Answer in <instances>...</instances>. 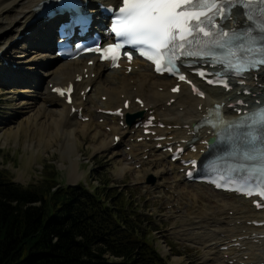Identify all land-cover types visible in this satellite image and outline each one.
<instances>
[{"label":"bare ground","instance_id":"6f19581e","mask_svg":"<svg viewBox=\"0 0 264 264\" xmlns=\"http://www.w3.org/2000/svg\"><path fill=\"white\" fill-rule=\"evenodd\" d=\"M40 1L0 0V30L9 32L1 37L4 43L0 47V59L9 64L0 68V83L3 84L2 86H10L27 80L34 84L33 87L21 88L27 99L26 104H29V116L23 124L26 127L36 125L39 135L52 133L51 138L54 137L55 140H59V137L63 138L60 146L73 158L70 163V170L74 168V171H70L71 182L77 180L78 163L75 159L78 154L75 149L77 134L85 135L92 132L94 140L98 138L101 140L99 151L116 155L118 153L119 157L126 158L123 166L118 169L119 176L126 168L130 170L132 166L140 165V168H143L144 165H149L142 160L144 156L156 158L151 162L153 167L160 168V173L163 169L166 174L172 175L174 180L170 189L173 192L179 189L176 193L179 201L177 200L173 205L174 209L182 215L194 210V214H197L198 221L195 220L197 223L206 216L207 211H211L213 216L219 214L218 217L207 218L204 227H200L199 224L187 226L178 235L183 242L203 251L205 259L203 264H264V249L261 248L263 241L258 239V236L264 234V229L253 226L254 222H264V212L255 211L249 201L235 195L216 192L202 184L194 185L199 191L205 190L217 200L209 201L211 199L209 196L202 195V192L198 191L200 196L205 197L203 200L207 199L208 202L194 196L191 198L195 201L192 202L194 206L185 204V209L182 210L181 204L185 198L180 190V182L188 183L183 175L181 178L177 176L181 168L178 161L170 162L171 155L167 151L157 149L159 145L173 150L176 147H184V159L201 157L206 152V142L211 134L206 129L195 131L193 125L205 116L208 107L214 102L213 98L218 104L224 103L226 113L234 117L238 116V110H246L248 107L245 105L249 102L252 106L263 103L264 69L247 76L243 80V86L232 84L233 90L230 92L199 84L205 93L204 99L198 98L185 85H180L178 94H170V89L176 84L164 76L154 75L149 66L137 61H133L130 65L123 64L121 71H113L108 64H99L91 58L88 60L93 62L92 66H87L86 58L71 62L62 61L44 70L46 79L42 81L24 72L22 66L18 64L21 58L12 59L8 55V51L15 49L16 45L26 44L35 50L33 69H43L42 66L47 64L46 62L57 61L53 60L54 55L50 53L52 37L49 28L56 22L39 20L29 25V22L35 18L33 9ZM116 1L100 0V3L110 6ZM92 2L96 4L99 1L92 0ZM3 12L5 17L2 16ZM233 21L240 27L243 18L238 16ZM97 23L101 22L96 21L95 24ZM229 26L233 27V24L230 23ZM26 32H29V35L25 36ZM19 37L21 38L18 39ZM128 66L131 67L129 74L126 73ZM198 67H203L202 62H198ZM78 79L81 81L78 82ZM68 84H73L75 87L71 105L65 104L64 99L51 93L52 89ZM88 88L90 90L86 93ZM245 92H248V95L244 94ZM136 100H141L142 105L136 103ZM125 101H128L127 109H123ZM238 101L243 103L237 104ZM231 105L233 106L229 108ZM118 108L123 109L122 118L105 117L103 114L105 111H114ZM72 109H75L73 114H71ZM133 113L136 114L134 124L127 125L125 118ZM149 117L155 118L156 127L150 128L154 135L143 133L145 130L143 124ZM82 118L88 120L82 122L80 120ZM120 122H123L122 127L119 126ZM136 123L138 126H135ZM159 124L164 126L163 129L157 127ZM41 137L38 140L43 141ZM115 137H120V141L116 144H114ZM161 138L164 140L159 141ZM194 139L197 140L193 145L195 149L193 151L186 144ZM122 144L124 145L121 148ZM125 148H128V151H125ZM164 163L168 168H165ZM155 176H158V173H155ZM200 201L203 207L198 211L197 206Z\"/></svg>","mask_w":264,"mask_h":264},{"label":"snow or ice","instance_id":"6c2138e0","mask_svg":"<svg viewBox=\"0 0 264 264\" xmlns=\"http://www.w3.org/2000/svg\"><path fill=\"white\" fill-rule=\"evenodd\" d=\"M237 7L243 10V25L225 30L223 22ZM108 11L113 13L110 32L116 43L93 50L114 65L121 49L129 46L151 61L158 73L169 72L185 81L177 61L181 57L199 58L212 66L223 65V71L212 73L215 79L207 82L221 83L225 88L228 84L222 77L240 76L264 66V0H122L118 10ZM79 22L86 23L84 18ZM125 55L131 59V55ZM197 74L202 78L206 75L203 71ZM193 90L203 96L195 87ZM220 107L210 110L205 122L214 128L224 126L217 135L232 147L234 163L212 182L264 199V107L236 121H225Z\"/></svg>","mask_w":264,"mask_h":264},{"label":"rangeland","instance_id":"374dc122","mask_svg":"<svg viewBox=\"0 0 264 264\" xmlns=\"http://www.w3.org/2000/svg\"><path fill=\"white\" fill-rule=\"evenodd\" d=\"M2 14L3 17L6 16L4 12ZM0 33L1 47L4 43L2 35L9 34V32L0 30ZM16 48L10 49L8 55L12 59L21 58L18 64L22 66L24 72L30 73L42 81L46 79L44 70L62 62H46L47 64L42 66L43 69H33L32 64L35 60L33 52L35 50L26 44L16 45ZM3 64L7 66L9 63H4L0 59V68L4 66ZM2 85L0 83V170L6 171L13 182L24 187L31 183H37L45 175L44 166L51 165L57 173V184L62 188L83 185L90 189L93 186L107 185L113 191L123 194L126 201L133 204V210L142 216L143 225L141 227L146 226L152 230L148 242L152 249L163 258L165 264H203L205 260L203 251L183 242L178 235L187 226L199 224L200 227H204L203 224L207 218L218 217L219 214L213 216L211 211H207L205 216L202 213L205 217L201 219L200 223H197V214H194V210H189L182 215L174 209L173 205L178 200L176 193L179 189L173 192L170 189L174 180L173 176L166 174L163 169L160 173V168L153 167L151 162L156 158L144 156L142 160L149 165L146 164L143 168H140V165L132 166L130 170L126 168L127 171L125 170L119 176L118 169L123 166V161L126 158L119 157L118 153L116 155L99 151L101 140L99 138L94 140L92 132L85 135L77 134L75 149L78 154L75 159L78 163V172L77 180L71 182L70 171H74V168L72 167L70 170V163L73 158L60 146L63 138L59 137V140H55L54 137L51 138L52 133L39 135L36 125L35 127L24 125L29 116V104H26L27 99L21 88L33 87L34 84L26 80L10 86ZM119 126L121 125L119 124ZM17 130L18 132H16ZM14 132L16 133L14 134ZM40 137L43 141L38 140ZM125 149L128 151V148ZM163 165L168 168L166 163ZM155 173H158V176H155ZM177 176L182 177L180 173ZM180 190L185 198L181 204L182 210L185 209V204L190 207L194 206L192 202L195 201L191 199L194 196L203 200L205 197L202 195L204 194L211 198L209 201L217 200L202 189H200L202 192L200 196L201 192L194 184L180 182ZM227 200L229 199L227 198ZM203 201L208 202L207 199ZM201 202L197 206L198 211L203 207ZM261 241H263L261 248L264 249V238H261Z\"/></svg>","mask_w":264,"mask_h":264},{"label":"trees","instance_id":"16d2710c","mask_svg":"<svg viewBox=\"0 0 264 264\" xmlns=\"http://www.w3.org/2000/svg\"><path fill=\"white\" fill-rule=\"evenodd\" d=\"M43 169L25 187L0 170V264H165L123 194L62 188L53 166Z\"/></svg>","mask_w":264,"mask_h":264}]
</instances>
